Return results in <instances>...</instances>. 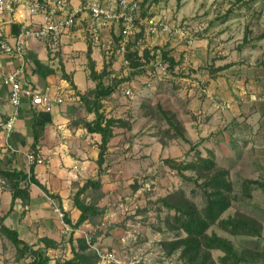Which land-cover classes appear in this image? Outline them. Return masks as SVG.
<instances>
[{"label":"rangeland","instance_id":"374dc122","mask_svg":"<svg viewBox=\"0 0 264 264\" xmlns=\"http://www.w3.org/2000/svg\"><path fill=\"white\" fill-rule=\"evenodd\" d=\"M127 1L139 5L137 30L128 47L131 53L137 52L141 66L133 69L124 62L114 37L109 53L105 44L100 46L108 65L102 83L116 85L114 97L104 104L110 109L108 115L124 123L117 127L123 131L116 132V148L121 142L122 155L139 161L140 170L124 173L116 181L108 179L117 185L103 192L98 202L102 215L80 226L81 237L101 252L113 253L116 262L111 264H189L179 245L186 235L174 223V211L160 199L182 191L201 209L205 199L193 179L202 186L208 177L226 171L232 200L221 219L247 223L259 236H232L217 226L207 233L227 239L239 264H264V0ZM149 26L155 27L154 33L148 32ZM163 51L177 62L165 74L150 59L157 55L162 62ZM82 74L78 72V82ZM123 87H129L132 94H123ZM166 115L182 137L169 126ZM212 115L213 123L208 119ZM240 123L247 130L234 133ZM233 135L241 149L230 146ZM146 147L150 150L145 162ZM197 153L202 158L212 156L215 170L201 177L184 170L180 176L174 165L195 161ZM167 160L172 163L167 165ZM244 181L261 186L243 185ZM84 197L89 201L90 191ZM89 250L94 252L90 246ZM16 254L0 235V264H25L15 261ZM45 254L49 264L66 260L62 249ZM210 256L220 264L223 253L215 250ZM97 264H101L99 259Z\"/></svg>","mask_w":264,"mask_h":264},{"label":"crops","instance_id":"0c3cea01","mask_svg":"<svg viewBox=\"0 0 264 264\" xmlns=\"http://www.w3.org/2000/svg\"><path fill=\"white\" fill-rule=\"evenodd\" d=\"M69 1L70 9H75L86 6L92 0ZM20 13H26V3L15 7L13 12L0 14V30L10 44H14L15 38L20 32L21 23L18 18ZM85 16L83 14V18L62 35L61 45L54 56L48 51L45 41L28 40L26 46L27 66L21 82L35 91L48 94L52 102L49 107L34 106L30 99L24 98L10 136L7 137L0 128V169H18L28 172L30 165L27 161V154L35 151L36 155L43 160L42 164L34 166L37 180L49 193L59 196L61 207L68 214L72 223L79 216V211L73 206L72 196L76 188L81 187L85 181L97 177L96 160L100 143L98 134H90L82 126L83 122L92 121L94 114L88 112L91 105H85L80 97L85 96L87 91L93 90L96 85V82L88 77L86 53L90 47V57L95 64V71L100 73L99 68L102 70L104 66V57L103 53H100V46L102 43L105 44V50L109 53L107 47L110 42L113 43L114 37H116L113 29H111L112 31L106 30L101 34L100 43H90L85 30ZM34 19L37 22H42L44 17L37 15ZM17 67L16 61L0 51V123L6 120L13 110L9 102V88L2 84V79L5 75L14 72ZM61 69L73 83L75 89H72L69 82L63 79ZM78 72L83 73L81 82H78L76 77ZM114 94L115 91L111 96L101 101L100 111L105 117H113L108 115L110 109L106 108L104 104L107 103L105 102L107 99L114 97ZM57 99H60L61 103H57L55 101ZM104 109H106L105 112ZM238 115L240 118V114ZM208 119H213V123L215 117L212 115ZM34 124L38 133V142L33 150L32 128ZM119 129L113 128V138L108 143L105 154L103 167L111 165L101 174V183L105 194L117 185V183H112V180H108L109 178L116 181L124 173L129 175L130 172L140 170L139 161H133L127 157L130 154L122 155L124 149L121 148V142L120 147L116 148L117 137L115 135ZM244 129L247 130L240 123L233 131L239 134L240 131L245 132ZM232 137L233 143L229 145L232 147L235 145V149H241L242 145H238L239 143L236 145L239 139L234 135ZM249 145L251 144L249 143ZM126 146L124 147L126 148ZM249 148L252 150V145ZM149 150L150 147H146L143 153L144 156H147L145 162L149 160ZM145 162L142 164H146ZM29 194L30 201L24 209V214H21L23 208L20 200L14 202L12 211L8 213L12 200L11 193L0 181V216L6 215L3 225L16 230L19 238L35 250H43L44 245L40 242L42 238L54 241L57 248H48L46 249L47 253L57 254L62 249L68 259L71 256L70 244L66 240L70 236L73 239L81 238L82 228L74 230L72 234L71 231L65 234L66 224L56 212V209H59V202L48 198L34 185L30 186ZM69 229L71 230L70 227Z\"/></svg>","mask_w":264,"mask_h":264},{"label":"trees","instance_id":"16d2710c","mask_svg":"<svg viewBox=\"0 0 264 264\" xmlns=\"http://www.w3.org/2000/svg\"><path fill=\"white\" fill-rule=\"evenodd\" d=\"M242 2L243 0H236ZM117 42L119 37H116ZM87 68L89 71L88 77L90 80L96 82L95 88L89 91L92 102L89 103L86 96H81L80 99L87 105H91L88 108V112L94 114V119L90 122H83L82 126L90 134H98L100 136V143L98 145V157L96 160L97 165V177L95 179H89L84 182L81 187H78L72 196V202L74 208L79 211L77 220L72 223L66 212L61 207V199L58 195L51 194L49 191L37 180L34 173V166H29L28 172H24L18 169L3 170L0 169V181L3 182L5 187L11 193V204L8 210L10 213L13 209L14 202L20 200L24 214V209L29 205L30 201V186H37L48 198L59 202V210L63 214V222L71 228V234L74 230H77L85 222L91 221L92 219L102 215V209L98 207V202L104 197L101 183V174L103 172V166L105 163V154L107 151L108 143L113 138V128L124 126L123 121L113 117H105L100 111L101 101L111 96L116 88V85H104L102 79L108 72V65L104 64L103 69L100 73L95 71V64L92 61L90 54V47L87 49ZM125 60L129 63L131 68H138L141 66L139 63L137 52H130L129 47L124 54ZM144 56L148 58V51H145ZM152 55L151 60L155 59ZM162 62H167L170 71H173L177 66V62L168 56V53L163 51L160 53ZM62 70V69H61ZM63 79L67 80L72 87L75 89L73 83L67 78L64 71L62 70ZM88 94V93H87ZM161 110V108H159ZM163 114H165L163 112ZM168 124L173 127L175 132L183 136L179 132V128L173 123L172 119L166 115ZM174 118V116L172 117ZM33 132V150L38 142V133L36 131L35 124L32 128ZM185 140V138L183 139ZM186 141V140H185ZM34 154L35 151L33 152ZM167 165L171 164L170 160L166 161ZM173 167V165H170ZM177 173L180 175L182 171L189 170L201 177L203 174H208L215 170V162L211 157L202 158L197 153L195 161L188 163H180L174 165ZM182 176V175H180ZM227 176L226 171H219L208 177L201 185L198 184L196 179H193L194 183L201 188L205 204L201 209H198L193 202L185 198V194L182 191L178 193L170 194L168 197L160 199V202L168 210H173L174 223L185 233V238L179 242L183 246L182 255L185 257L189 264H197L200 260V264H215L211 259V251H220L223 253V257L219 259L220 264H239L241 260L235 255L232 244L225 238L218 237L214 234L208 235V230L217 226L220 230L228 233L232 236H250L258 237L259 231L249 227L247 223L235 219H221V216L231 207L230 194L232 192L231 184L225 179ZM255 185L261 186L259 183L254 181H244L243 185ZM87 191H90L91 197L86 202ZM179 196V198H175ZM172 202H171V201ZM6 215L0 216V235L6 238L16 250L17 260L25 261V264H49L50 258L45 254L46 249H56L57 244L49 239L42 238L40 242L43 243V250L33 249L31 246L24 243L18 236V232L14 229H10L3 225V220ZM70 234V235H71ZM70 244V257L64 260L61 264H97L98 257L94 252L89 250V246L84 238H75L72 236L68 239ZM199 261V262H200Z\"/></svg>","mask_w":264,"mask_h":264},{"label":"built area","instance_id":"2783aa9c","mask_svg":"<svg viewBox=\"0 0 264 264\" xmlns=\"http://www.w3.org/2000/svg\"><path fill=\"white\" fill-rule=\"evenodd\" d=\"M25 3L26 13L18 14L21 28L14 44H10L0 30V51L18 63L17 69L5 75L2 79V84L9 88V102L13 108L8 118L0 123V128L7 137L10 136L14 129L24 98L30 99L34 106L49 107L52 102L48 94L35 91L27 84L21 82L27 66L26 46L29 39L45 41L48 51L54 56L61 45L62 35L72 29L78 20L83 18L82 15L85 14V30L89 42L92 44L100 43L101 34L106 30L110 31L113 29L116 37H119L118 51L123 57L129 46L130 37L137 30L136 21L139 19L138 3L127 0H120L119 2L92 0L86 6L75 9H70L69 0H0V14L13 12L15 7ZM37 15H42L44 20L37 22L34 19ZM148 32L154 33L155 27L149 26ZM109 50L111 49L108 46L107 51ZM123 60L125 63L127 62L125 59ZM155 60L154 63L151 62L153 66L159 68L161 73L165 74L167 65L157 61L156 58ZM122 91L127 96L132 94L129 87H124ZM55 101L61 103L60 99ZM27 161L29 165L43 163V160L33 152L27 154ZM56 212L63 221L61 211L56 209ZM70 231L69 227L65 225V234ZM85 240L87 245L93 248L101 264L116 262L113 253H103L96 247L91 246L88 239Z\"/></svg>","mask_w":264,"mask_h":264}]
</instances>
